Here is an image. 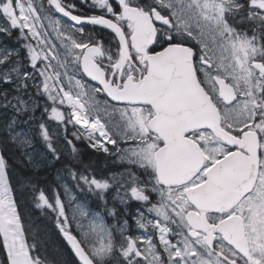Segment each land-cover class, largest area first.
I'll use <instances>...</instances> for the list:
<instances>
[{"label":"snow or ice","instance_id":"1","mask_svg":"<svg viewBox=\"0 0 264 264\" xmlns=\"http://www.w3.org/2000/svg\"><path fill=\"white\" fill-rule=\"evenodd\" d=\"M19 186L79 264H264V0H0V264H48Z\"/></svg>","mask_w":264,"mask_h":264},{"label":"trees","instance_id":"2","mask_svg":"<svg viewBox=\"0 0 264 264\" xmlns=\"http://www.w3.org/2000/svg\"><path fill=\"white\" fill-rule=\"evenodd\" d=\"M69 127L71 128V126ZM74 142L79 147L82 153V157L86 163L91 162L93 166H97L98 164L99 166L100 165L102 166L104 164L102 162H98L100 160V157H102V155H98L92 149H90L86 141L81 140V141H74ZM11 162L13 163V167L15 169V173L13 176V183L15 186L17 178L23 179L24 172L26 170L22 169V167L19 166L18 163H16L15 158H13ZM32 178L36 182L37 187H39L40 189H43L46 192V194L49 195L50 194L49 189L55 183L56 170L52 171V168H48L46 170L42 169L39 173H35ZM36 195H38V193L33 192V190L30 187L19 186L17 188L18 205L23 208L25 207L30 208L29 210L31 212L28 214V217L31 220H34L33 223L39 222L40 224L47 225L48 220L42 219V216L40 214H37L33 210L35 208L33 199H34V196ZM53 220L54 219L51 218V222H53ZM35 228H38V225H36ZM44 240L48 241V238L45 236ZM54 241L56 242V244H59L61 245V247H63V245L61 244L63 243V241L60 242L59 240H57V237L54 238ZM3 255H4V250L2 247H0V256H3Z\"/></svg>","mask_w":264,"mask_h":264},{"label":"flooded vegetation","instance_id":"3","mask_svg":"<svg viewBox=\"0 0 264 264\" xmlns=\"http://www.w3.org/2000/svg\"><path fill=\"white\" fill-rule=\"evenodd\" d=\"M100 36H101L102 39L105 40V42H107V40H108V33L106 31L100 30ZM103 161L104 162H102V163H104V164L102 166L100 165L99 168H98V172L99 173H102V172L107 171L109 169V167H110V163L108 161H106V160H103Z\"/></svg>","mask_w":264,"mask_h":264},{"label":"rangeland","instance_id":"4","mask_svg":"<svg viewBox=\"0 0 264 264\" xmlns=\"http://www.w3.org/2000/svg\"><path fill=\"white\" fill-rule=\"evenodd\" d=\"M101 162H104V161L102 160ZM62 257H63V259H65V258H66V256H65V255H62Z\"/></svg>","mask_w":264,"mask_h":264}]
</instances>
